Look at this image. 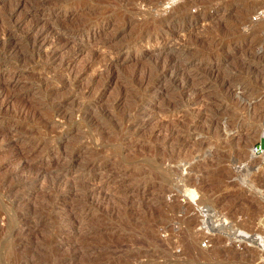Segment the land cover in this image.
<instances>
[{"label": "rangeland", "instance_id": "1", "mask_svg": "<svg viewBox=\"0 0 264 264\" xmlns=\"http://www.w3.org/2000/svg\"><path fill=\"white\" fill-rule=\"evenodd\" d=\"M0 88V264H264V0H0Z\"/></svg>", "mask_w": 264, "mask_h": 264}, {"label": "bare ground", "instance_id": "2", "mask_svg": "<svg viewBox=\"0 0 264 264\" xmlns=\"http://www.w3.org/2000/svg\"><path fill=\"white\" fill-rule=\"evenodd\" d=\"M170 65H171V63H170V61H166L165 62V64H163V66H165V69L166 68H168V67H170ZM163 68V67H162ZM161 68V69H162ZM213 74V73H212ZM1 89V88H0ZM1 91V90H0ZM91 166H93V165H91ZM90 165H89V167H87L88 168V172L91 170L92 171V169H95V168H92ZM67 171V170H66ZM65 171V172H66ZM94 171V170H93ZM64 172V173H65ZM86 172V171H85ZM63 173V174H64ZM87 173V172H86ZM87 175H88V173H87ZM65 176V175H64ZM95 176V175H94ZM94 176H90V177H92V180H94ZM62 177H63V175H62ZM86 177V176H85ZM64 178H66V177H64ZM87 178V177H86ZM57 179H59V178H57ZM89 180H90V178H89ZM112 180V179H111ZM59 181V180H58ZM85 181H86V179H85ZM109 181V176L107 175V177L105 176H102V177H99V180H98V186L99 187H101L103 184H105V183H107ZM60 182V181H59ZM64 183V182H63ZM66 183V182H65ZM89 183V182H88ZM109 183V182H108ZM59 184H61V183H59ZM57 185V184H56ZM64 185V184H63ZM62 185V186H63ZM88 185V184H87ZM95 185V184H94ZM93 185V186H94ZM60 186V185H59ZM68 186V185H67ZM85 186V185H84ZM92 186V185H91ZM64 187V186H63ZM66 187V186H65ZM64 187V188H65ZM104 187V186H103ZM98 188V187H97ZM108 188V187H107ZM54 189V188H53ZM100 189H102V188H100ZM62 190V189H61ZM65 190H66V188H65ZM124 192V191H123ZM122 192V193H123ZM85 193V192H84ZM128 194H130V193H128ZM132 196V195H131ZM101 197V196H100ZM124 197H126V196H124ZM141 197V196H140ZM103 198V197H102ZM127 198V197H126ZM129 198H130V196H129ZM136 198V197H135ZM134 198V199H135ZM125 199V198H124ZM98 200V199H97ZM132 201V200H131ZM84 202V201H83ZM98 202V201H97ZM102 202V201H101ZM124 202V201H123ZM133 202H136L135 200L133 201ZM129 203V202H128ZM127 203V204H128ZM137 203V202H136ZM83 204V203H82ZM93 204H96V206H97V203H96V200L95 199H93V200H91V201H87V204H86V209H91V206L93 205ZM131 204V203H130ZM174 204V203H173ZM125 205V204H124ZM182 205V204H181ZM83 206H85V205H83ZM94 206V205H93ZM127 206V205H126ZM174 206H177V207H180V203L178 204V203H176ZM129 207V206H128ZM175 208V207H174ZM195 219V218H194ZM190 221V220H189ZM181 223V222H180ZM204 235V234H203ZM189 237V236H188ZM218 241H220V240H218ZM221 243H219V242H216V247H214V252L215 253H225V252H227L228 254H233V255H235L236 253H238L237 252V250L235 249V247H232V246H230V248L229 247H226V246H223V245H220ZM188 246V245H187ZM191 246V245H190ZM192 247V246H191ZM226 253V254H227ZM218 256V255H217ZM199 261V260H198Z\"/></svg>", "mask_w": 264, "mask_h": 264}, {"label": "built area", "instance_id": "3", "mask_svg": "<svg viewBox=\"0 0 264 264\" xmlns=\"http://www.w3.org/2000/svg\"><path fill=\"white\" fill-rule=\"evenodd\" d=\"M257 13H258L257 15L259 16L260 13H262V11H258ZM256 16H254V17H256ZM262 137H264V134L262 135ZM262 137H260L258 140H256L251 146V152L254 155H264V146L262 145V142H261Z\"/></svg>", "mask_w": 264, "mask_h": 264}]
</instances>
